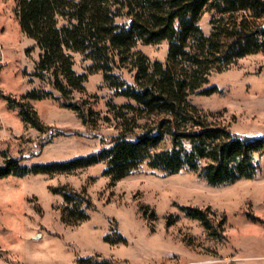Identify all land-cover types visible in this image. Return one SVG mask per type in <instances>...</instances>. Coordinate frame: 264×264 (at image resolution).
<instances>
[{
  "label": "rangeland",
  "instance_id": "rangeland-1",
  "mask_svg": "<svg viewBox=\"0 0 264 264\" xmlns=\"http://www.w3.org/2000/svg\"><path fill=\"white\" fill-rule=\"evenodd\" d=\"M16 6L17 0H0V163L7 155L29 166L65 162L110 146L120 128L109 104L129 100L106 84L102 72H92L82 54H74V68L88 77L73 99L88 102L95 123L85 124L56 98L31 100L51 127L41 132L11 108L7 97L21 100L34 90L60 96L49 79L34 75L41 50L22 31ZM210 19L206 13L200 23L206 33ZM64 23L61 19L60 26ZM168 48L167 42L136 47L152 62H166ZM117 73L134 83L135 72ZM210 84L218 92L193 95V104L238 134L264 136V52L213 73ZM257 161L253 178L217 186L189 169L170 175L147 163L115 184L105 175L104 162L52 175L0 178V264H80L83 258L98 264H264V155ZM62 189L86 192L93 203L89 219L76 225L64 220ZM182 206L207 211L218 234Z\"/></svg>",
  "mask_w": 264,
  "mask_h": 264
},
{
  "label": "trees",
  "instance_id": "trees-1",
  "mask_svg": "<svg viewBox=\"0 0 264 264\" xmlns=\"http://www.w3.org/2000/svg\"><path fill=\"white\" fill-rule=\"evenodd\" d=\"M206 13H211L209 33L200 24ZM16 16L41 50L34 75L49 79L60 94L34 90L21 100L7 97L24 122L41 132L51 129L30 102L51 97L77 112L85 124L95 123L88 102L73 99L75 91L85 90L88 77L75 70L76 53L90 60L91 71L102 72L106 84L129 102L109 104L120 128L110 146L69 161L33 166L7 155L0 163V178L71 172L100 162L106 164L104 173L112 184L144 163L170 175L189 169L215 186L254 177L257 156L264 155V136L241 135L212 121V113L193 104L191 96L217 93L218 87L210 84L213 73L264 52V0H17ZM120 18L129 20L120 24ZM140 42H167L166 62L150 61L136 49ZM121 69L135 72L134 83L117 73ZM60 193L67 223L89 219L93 203L85 191ZM181 208L218 234L207 211ZM80 264L98 262L83 258Z\"/></svg>",
  "mask_w": 264,
  "mask_h": 264
}]
</instances>
